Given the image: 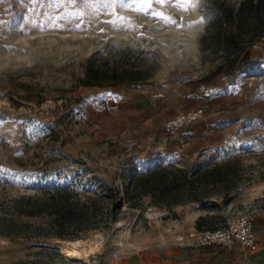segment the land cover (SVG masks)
I'll return each instance as SVG.
<instances>
[{
  "label": "rangeland",
  "instance_id": "obj_1",
  "mask_svg": "<svg viewBox=\"0 0 264 264\" xmlns=\"http://www.w3.org/2000/svg\"><path fill=\"white\" fill-rule=\"evenodd\" d=\"M210 2L105 7L92 0L84 7L76 0L48 7L47 0H0V215L12 213V199L68 183L82 195L101 193L103 184L123 191L133 173L152 171L157 162L197 172L238 159L244 178L236 193L251 189L253 203L208 212L197 203L155 206L151 196L141 209L117 201L108 224L81 239L101 243L90 262L137 250L168 264L181 249L197 248L175 240L192 229L191 218L216 214L221 226L239 212L264 209V38L251 48V64L215 72L223 57L202 51L200 42L215 17ZM92 57L103 67L142 71L146 80L83 87L78 79ZM127 89L151 99L120 109L117 93ZM202 98L204 119L168 139L166 121ZM64 242L70 240L0 236V264H67Z\"/></svg>",
  "mask_w": 264,
  "mask_h": 264
},
{
  "label": "trees",
  "instance_id": "obj_2",
  "mask_svg": "<svg viewBox=\"0 0 264 264\" xmlns=\"http://www.w3.org/2000/svg\"><path fill=\"white\" fill-rule=\"evenodd\" d=\"M208 7L215 17L200 42L202 51L220 53L223 57L215 72H231L251 64V48L264 38V0L238 3L211 0ZM78 80L83 87L103 88L138 84L146 77L139 70L103 67L92 57L87 60L84 76ZM243 178L239 160L231 159L197 172L174 167L138 172L128 178L123 191L103 184L101 193L82 195L68 183L66 188L43 189L34 195L12 199L9 205L12 213L0 215V236L76 241L93 230L103 229L112 219L113 210L118 209L117 201L124 200L130 208L141 209V200L145 196H151L153 205L168 209L173 205L197 203L200 210L219 212L236 197ZM217 198H222V202L219 203ZM35 217H47L48 222L29 221ZM216 219V214L200 215L196 229L220 227L216 226Z\"/></svg>",
  "mask_w": 264,
  "mask_h": 264
},
{
  "label": "crops",
  "instance_id": "obj_3",
  "mask_svg": "<svg viewBox=\"0 0 264 264\" xmlns=\"http://www.w3.org/2000/svg\"><path fill=\"white\" fill-rule=\"evenodd\" d=\"M118 107L121 109L125 105L135 104L136 106L145 105L147 101H150L151 97L140 89H127L119 91L118 93ZM206 100L203 98L199 100V103L193 105L189 110H194L205 105ZM103 106V105H102ZM99 107L97 113H101ZM251 192V189L240 190L233 201L230 203V208L237 207L242 204H251L255 200V196L249 197L247 194ZM183 208V207H181ZM195 218H191V221L187 229L195 228ZM190 230V231H191ZM254 231L256 233V239L259 245L257 251H252L247 247L242 246L239 243L233 244L231 247H197L194 249L180 250V259L176 262L168 264H264V209L257 212L256 220L254 223ZM189 232V231H188ZM186 234V233H185ZM186 246V245H185ZM67 264H159L151 259L143 258L140 251L130 250L122 255L106 256L103 261L93 262H75L69 261Z\"/></svg>",
  "mask_w": 264,
  "mask_h": 264
},
{
  "label": "built area",
  "instance_id": "obj_4",
  "mask_svg": "<svg viewBox=\"0 0 264 264\" xmlns=\"http://www.w3.org/2000/svg\"><path fill=\"white\" fill-rule=\"evenodd\" d=\"M204 117L205 110L203 108L179 113L166 121L164 134L170 140H178L183 129L203 120ZM255 220V213L239 212L229 218L223 226L205 230L193 229L186 234L176 236L175 240L183 245L196 247L228 248L239 243L252 251H257L259 245L254 231Z\"/></svg>",
  "mask_w": 264,
  "mask_h": 264
},
{
  "label": "bare ground",
  "instance_id": "obj_5",
  "mask_svg": "<svg viewBox=\"0 0 264 264\" xmlns=\"http://www.w3.org/2000/svg\"><path fill=\"white\" fill-rule=\"evenodd\" d=\"M160 166V162H157L151 166V170L159 168ZM149 215L152 217L156 214ZM128 232L130 233V230ZM99 251H101V243L97 242L94 244L90 239L64 242L60 248V253L64 258L75 262L89 261L90 257L96 255Z\"/></svg>",
  "mask_w": 264,
  "mask_h": 264
},
{
  "label": "snow or ice",
  "instance_id": "obj_6",
  "mask_svg": "<svg viewBox=\"0 0 264 264\" xmlns=\"http://www.w3.org/2000/svg\"><path fill=\"white\" fill-rule=\"evenodd\" d=\"M43 0H32L33 4L36 3H42ZM96 2L103 4L105 7H111L114 4H119L121 7L126 6V0H96ZM142 2L145 5H148L149 7L153 3V0H142ZM155 2L163 4L165 0H155ZM171 3H179V0H170ZM74 4L76 3V0H47V6L52 7L53 5H59V4ZM92 5V0H83V6L84 7H91ZM154 17H159L160 14L158 13H151ZM162 18V17H161ZM175 23V21H173ZM53 27H60V25L53 23ZM79 27V25H77ZM0 171H3L0 169Z\"/></svg>",
  "mask_w": 264,
  "mask_h": 264
},
{
  "label": "water",
  "instance_id": "obj_7",
  "mask_svg": "<svg viewBox=\"0 0 264 264\" xmlns=\"http://www.w3.org/2000/svg\"><path fill=\"white\" fill-rule=\"evenodd\" d=\"M137 173H135L134 175H136Z\"/></svg>",
  "mask_w": 264,
  "mask_h": 264
}]
</instances>
